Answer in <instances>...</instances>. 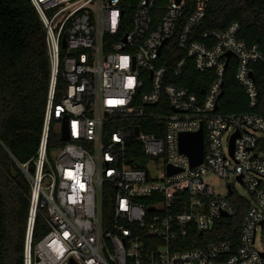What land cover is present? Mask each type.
<instances>
[{
    "label": "built area",
    "instance_id": "1",
    "mask_svg": "<svg viewBox=\"0 0 264 264\" xmlns=\"http://www.w3.org/2000/svg\"><path fill=\"white\" fill-rule=\"evenodd\" d=\"M189 1L31 0L52 64L41 141L22 163L0 139L30 187L24 264H264V118L218 113L233 57L237 81L256 107L251 65L264 64V56L238 40L237 23L194 40L210 0H193L177 54L161 62ZM125 8L133 9L131 27L119 36ZM61 50L67 89L54 107ZM188 61L198 72L215 73L201 99L169 82ZM65 117L69 140L53 158L52 118L61 137ZM201 129L204 158L193 167L180 153L179 136ZM210 175L235 178L247 196L231 186L217 195L206 182ZM42 213L49 232L33 245ZM228 221H237V236L200 238Z\"/></svg>",
    "mask_w": 264,
    "mask_h": 264
},
{
    "label": "trees",
    "instance_id": "2",
    "mask_svg": "<svg viewBox=\"0 0 264 264\" xmlns=\"http://www.w3.org/2000/svg\"><path fill=\"white\" fill-rule=\"evenodd\" d=\"M123 1L134 4L137 0ZM193 8L194 1L190 0L174 37L163 51L161 62L171 61V55L177 54L178 38ZM132 11L131 8L124 9L119 36L131 27ZM234 23L240 26L238 40L248 46H258L264 56V0H210L204 22L193 39L203 42L206 33L225 30ZM63 55L61 50L54 107L61 103L67 89L63 77ZM237 66L238 60L231 58L223 76V96L219 100L218 113L237 115L254 112L264 118V64L251 65L258 90L257 104L253 109L245 89L237 81ZM51 78L46 30L31 0H0V139L22 163L33 158L39 148ZM215 79L214 72H198L193 62L188 61L182 76L169 82L201 99ZM63 145L52 118L48 154ZM12 167L8 156L0 149V264H24L30 187L16 168L12 172ZM238 230L237 221H228L225 229L216 228L208 237L206 234L196 236L205 238L204 241L229 240L232 233L237 236ZM48 232L43 213L39 214L33 245ZM195 246L188 244L186 248Z\"/></svg>",
    "mask_w": 264,
    "mask_h": 264
},
{
    "label": "water",
    "instance_id": "3",
    "mask_svg": "<svg viewBox=\"0 0 264 264\" xmlns=\"http://www.w3.org/2000/svg\"><path fill=\"white\" fill-rule=\"evenodd\" d=\"M166 41L164 42V44ZM66 40L64 39L62 42V48L66 49ZM232 56L231 53L226 54V58H230ZM253 77V76H252ZM223 96V93L221 94V97ZM67 127V117H65L63 125H62V130H61V138L60 140L62 142H66L69 140V136L66 130ZM139 134V130H136V135ZM234 139L232 140L231 143V153H233L234 150ZM179 148H180V153L186 155L190 163L193 167L199 166L203 162L204 158V136H203V130L201 129L197 133H182L179 136ZM175 173V170L170 169L169 174ZM150 211H153V209H150ZM226 216V215H224Z\"/></svg>",
    "mask_w": 264,
    "mask_h": 264
},
{
    "label": "rangeland",
    "instance_id": "4",
    "mask_svg": "<svg viewBox=\"0 0 264 264\" xmlns=\"http://www.w3.org/2000/svg\"><path fill=\"white\" fill-rule=\"evenodd\" d=\"M58 153H59V150L55 149L52 152V157L56 158ZM152 164H155V162H152ZM154 171L156 172V175H157L162 171V168L156 166ZM12 172H15L14 167H12ZM206 182L214 188L217 195L225 196L228 192V186H231L235 191H237L241 195L247 196L245 189L233 177H230L227 179H220L214 175H210L206 178Z\"/></svg>",
    "mask_w": 264,
    "mask_h": 264
}]
</instances>
